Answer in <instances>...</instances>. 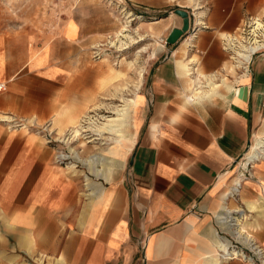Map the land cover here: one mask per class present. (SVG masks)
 Returning <instances> with one entry per match:
<instances>
[{
    "label": "crops",
    "instance_id": "crops-1",
    "mask_svg": "<svg viewBox=\"0 0 264 264\" xmlns=\"http://www.w3.org/2000/svg\"><path fill=\"white\" fill-rule=\"evenodd\" d=\"M183 1L190 4L176 3L167 36L184 26L177 8L187 10L197 29L195 48L185 40L190 31L168 43L134 109L131 144L102 148L110 161L132 151L128 167L111 176L94 178L82 169L65 176L38 138L0 129V251L12 253L7 264H30L28 257L41 255L43 264H248L217 255L221 233L231 230L221 216L239 209L236 229L264 246V161L238 198L226 193L239 179L238 160L264 135V53L237 79L223 48V37L264 10V0ZM75 23L70 41L82 35ZM190 59L216 83L196 102L187 98Z\"/></svg>",
    "mask_w": 264,
    "mask_h": 264
},
{
    "label": "rangeland",
    "instance_id": "rangeland-1",
    "mask_svg": "<svg viewBox=\"0 0 264 264\" xmlns=\"http://www.w3.org/2000/svg\"><path fill=\"white\" fill-rule=\"evenodd\" d=\"M141 1L162 10H148L138 0H0V83L7 85L0 92V129L38 138L49 153L50 165L65 176L73 169L87 170V176L94 178L101 172L111 176L118 168L129 166L132 151L110 161L102 148L131 144V136L138 130L132 114L154 65L168 49L160 38L168 37L176 3L190 4L183 0ZM252 14L264 15V10ZM75 22L82 35L70 41L67 36H75ZM130 100L136 103L130 104ZM125 106L128 115L123 119V133L130 141L119 146L108 138L95 139L98 135L90 130L84 137H71L69 129L85 115L105 122V117H119L118 110ZM6 116L12 121L1 120ZM245 153L238 160L240 165ZM93 154L99 157L90 162ZM255 167L243 181L255 178ZM242 173L239 167L235 177ZM85 184L84 180V188ZM11 254L0 251V264H7ZM44 256L39 257L41 261L28 259L30 264H43Z\"/></svg>",
    "mask_w": 264,
    "mask_h": 264
},
{
    "label": "built area",
    "instance_id": "built-area-1",
    "mask_svg": "<svg viewBox=\"0 0 264 264\" xmlns=\"http://www.w3.org/2000/svg\"><path fill=\"white\" fill-rule=\"evenodd\" d=\"M189 31L185 40H188V48L192 50L195 48L194 40L197 36V29L193 26ZM160 41L165 45L168 44L167 38L162 37ZM223 48L228 52L231 62L234 63L237 79L250 74L254 58L264 53V15H247L234 32L223 37ZM189 67V75L194 81H200L197 85L194 83L193 88L187 95L190 102H196L207 95L210 80L205 74L197 72L196 63L191 59L189 60ZM6 88V82H1L0 92L6 90ZM256 139L262 141L264 145V135L258 136ZM251 147L252 144L246 150V156L242 157L241 160L243 162L240 168L244 170V173L241 174L243 179H247L248 176L252 175L249 169L252 170L256 162L264 160V146L257 151L258 153L254 157L248 155ZM247 170L248 173L245 174ZM241 187L242 184L240 183L231 187L227 192V198H238ZM243 212V209H239L221 216V222L228 224L231 230L221 233L217 244V255L226 260L239 259L248 264H264V246L247 232L240 235L235 230L238 219H243Z\"/></svg>",
    "mask_w": 264,
    "mask_h": 264
},
{
    "label": "bare ground",
    "instance_id": "bare-ground-1",
    "mask_svg": "<svg viewBox=\"0 0 264 264\" xmlns=\"http://www.w3.org/2000/svg\"><path fill=\"white\" fill-rule=\"evenodd\" d=\"M225 35V34H224ZM249 59V58H248ZM183 66H184V64H183ZM190 69L188 68V70L187 71H189ZM117 76V75H116ZM190 76V75H189ZM119 77V76H118ZM213 78V77H212ZM214 79V78H213ZM213 79H212V83H210L211 85H212V87L214 88L215 86H216V83L215 82H213ZM109 80V79H108ZM198 82L200 83V81H194V83H196V85L198 84ZM194 83H193V85H194ZM229 86V85H228ZM232 89V88H231ZM125 90H123V92H124ZM122 92V91H121ZM208 92V91H207ZM206 92V93H207ZM122 94H124V93H122ZM130 102V104L132 103V104H135L136 102H135V100H130L129 101ZM128 104V103H127ZM135 106V105H134ZM133 107V106H132ZM128 108H130V107H128ZM132 110V109H131ZM118 113H119V117H117V118H104L105 119V122H96L94 119H92V117L91 116H88V115H85L84 116V118L83 119H81L78 123H73V126H72V128L71 129H69V131H70V135H71V137L73 136L74 138L76 137L77 139L79 138V137H84V132H87L88 130H90V131H93L94 133H95V135H98L97 136V138H95V139H100V137L101 138H108V139H111V140H113L115 143H117L119 146H121V145H123L124 144V142L126 141V140H128V141H130L131 139H129L124 133H123V119L125 118L124 116L127 114V107L125 106L124 108H122V109H119L118 110ZM128 115V114H127ZM133 115V114H132ZM130 117V116H129ZM6 119H8L7 118V116L6 117H3L1 120L2 121H5ZM9 119H10V117H9ZM8 119V120H9ZM126 119V118H125ZM10 121V120H9ZM12 121V120H11ZM10 121V122H11ZM72 122V121H71ZM125 125V124H124ZM105 133H110V135H114V137H110L109 135V137H106L104 134ZM67 134V133H66ZM258 137V136H257ZM73 138V139H74ZM255 139H256V137H255ZM65 140L67 141V142H69L70 141V137L67 139V138H65ZM90 142H91V140H90ZM264 145H263V143H262V141H260V140H257L256 139V141L252 144V147H251V150H250V152H249V156H252V157H254L255 155H257V151L261 148V147H263ZM97 158V156H94V159H96ZM90 160V159H89ZM257 164L255 163V166H256ZM239 177V179H238V181H237V185H239V183L240 184H242V181H243V177L240 175V176H238ZM237 226H238V223H237ZM242 229V228H241ZM241 229H239V230H237L236 229V231H237V233L238 234H240V235H243L244 233L242 232V230Z\"/></svg>",
    "mask_w": 264,
    "mask_h": 264
},
{
    "label": "water",
    "instance_id": "water-1",
    "mask_svg": "<svg viewBox=\"0 0 264 264\" xmlns=\"http://www.w3.org/2000/svg\"><path fill=\"white\" fill-rule=\"evenodd\" d=\"M176 12L178 14H180L182 17H184V26L182 29H175L174 31H172L170 33V35L167 38V42L169 44H175L176 42H178V40L184 36L185 34H187L189 32V28H190V23H189V13L187 10L184 9H177ZM246 94H247V87L245 86H241L240 88V96L243 98H246Z\"/></svg>",
    "mask_w": 264,
    "mask_h": 264
}]
</instances>
